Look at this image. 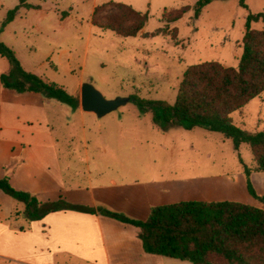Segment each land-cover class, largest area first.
<instances>
[{"label": "rangeland", "instance_id": "rangeland-1", "mask_svg": "<svg viewBox=\"0 0 264 264\" xmlns=\"http://www.w3.org/2000/svg\"><path fill=\"white\" fill-rule=\"evenodd\" d=\"M107 1L110 0H25L26 5L3 24L8 10L19 1L0 0V42L14 51L23 70L48 78L77 98L75 108L54 100L57 108L48 111V120L41 121L50 123L48 133L54 147H66L68 139H62L72 138L71 146L77 154H83L85 142L91 155L97 144L111 151L121 150L136 139L149 140L157 146H186L188 141L189 152L184 150L179 154L182 158L177 157L184 165L181 175L231 174L245 165L253 167L248 144L241 143L235 149L231 139L199 127L188 132L180 126L171 127L175 130L165 134L160 118L155 117L157 111L142 101L172 103L182 74L191 64L218 61L236 67L245 17L249 12L264 13V0H243L246 7L240 5V0H211L197 17L193 9L197 0H112L147 14L142 29L128 37L91 24L94 6ZM250 27L264 30V23L259 20ZM84 82L91 83L107 99L129 97V101L102 117L83 111L80 87ZM230 117L242 129L264 131V91ZM182 133L188 135V140L170 136ZM158 150L162 151L154 148ZM175 157L165 160L171 169H175ZM251 172L252 185L264 187V172ZM17 220L12 219L11 224L24 226ZM37 237L38 233L31 234L30 246L37 244ZM14 239L20 242L18 236ZM33 261L87 264L65 254L38 255Z\"/></svg>", "mask_w": 264, "mask_h": 264}, {"label": "crops", "instance_id": "crops-1", "mask_svg": "<svg viewBox=\"0 0 264 264\" xmlns=\"http://www.w3.org/2000/svg\"><path fill=\"white\" fill-rule=\"evenodd\" d=\"M8 70V61L0 56V74ZM54 100L33 91L16 93L0 84V178L8 177L14 188L41 202L62 199L83 210L61 208L28 221L22 214L24 203L0 189L2 264H37L34 257L52 254L87 264H191L145 252L138 227L103 215L100 208L139 220L147 218L152 206L183 200H230L264 209V201L248 192L243 169L231 174L181 175L184 165L177 157L182 158L179 154L184 150L189 152L188 141L186 146H157L136 139L111 151L97 144L90 155L85 142L83 154H77L71 146L74 140L63 138V142L68 139L66 147L56 149L48 133L50 123H41L48 120V111L57 108ZM170 136L189 138L184 133ZM155 147L162 151H154ZM171 156H176L175 169L165 162ZM253 188L257 195L264 194V187ZM15 218L24 226L11 224ZM34 232L37 244L30 246L28 238Z\"/></svg>", "mask_w": 264, "mask_h": 264}, {"label": "trees", "instance_id": "trees-1", "mask_svg": "<svg viewBox=\"0 0 264 264\" xmlns=\"http://www.w3.org/2000/svg\"><path fill=\"white\" fill-rule=\"evenodd\" d=\"M18 1L17 6L8 10L3 24L14 18L20 6L26 5L25 0ZM210 2L197 0L193 6L194 16L197 17ZM240 5L246 7L243 0ZM146 20V13L129 4L110 0L94 6L90 22L128 37L135 36ZM259 20L264 23L263 12H249L245 17L242 51L236 67L224 66L218 61L191 64L182 74L172 103L164 100L142 102L157 111L155 117L160 118L163 130L178 126L187 130L199 127L231 139L235 149L241 143L248 144L254 166L243 168L247 190L263 202L264 194H256L249 175L252 170L264 172V131L242 129L233 124L230 117L264 91V30L250 27L252 22ZM0 56L10 65L7 72L0 74L2 87L16 93L38 92L46 98L77 107V98L69 95L62 86L23 70L14 51L1 42ZM0 189L24 203L22 214L28 221L61 208L83 210L62 199L41 202L29 192L14 188L8 177L0 178ZM100 213L138 227L143 250L150 254L186 260L191 264H264V209L250 204L230 200H183L152 206L144 220L102 208Z\"/></svg>", "mask_w": 264, "mask_h": 264}, {"label": "water", "instance_id": "water-1", "mask_svg": "<svg viewBox=\"0 0 264 264\" xmlns=\"http://www.w3.org/2000/svg\"><path fill=\"white\" fill-rule=\"evenodd\" d=\"M129 101V97L105 98L91 83L84 82L80 87V106L83 111L92 112L98 117L117 109Z\"/></svg>", "mask_w": 264, "mask_h": 264}]
</instances>
